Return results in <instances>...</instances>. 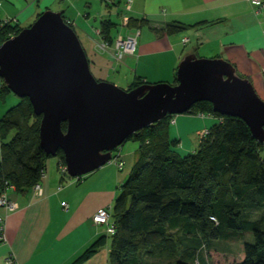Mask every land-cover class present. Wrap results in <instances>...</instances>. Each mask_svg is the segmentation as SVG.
Returning a JSON list of instances; mask_svg holds the SVG:
<instances>
[{
	"label": "trees",
	"instance_id": "obj_1",
	"mask_svg": "<svg viewBox=\"0 0 264 264\" xmlns=\"http://www.w3.org/2000/svg\"><path fill=\"white\" fill-rule=\"evenodd\" d=\"M141 23L130 12L128 27H121L130 32ZM117 27L112 20H103L100 36L112 42ZM22 29L19 22L4 27L0 44ZM184 29L170 23L160 31L175 34ZM2 82L0 97L5 101L12 91ZM143 84L147 82L138 77L129 89ZM185 114H211L218 122L206 129L209 134L201 137L200 148L187 155L179 152L180 140L170 134L176 115L141 130L123 144L134 139L139 148L112 208L116 233L95 242L79 262L110 239V264H151L144 261L145 254L174 264H220L215 258L224 256L232 258L228 264H264V214L257 220L248 216L250 211H264V144L254 138L243 119L214 112L210 102H199ZM41 120L28 98H21L0 118V194L10 185L15 186V193L27 192L47 173L53 156L40 146ZM62 128L66 131L67 123ZM56 157L65 179H84L64 171L63 152ZM249 233L254 243L243 240L237 254L213 245ZM203 248H207L208 263L201 256Z\"/></svg>",
	"mask_w": 264,
	"mask_h": 264
},
{
	"label": "crops",
	"instance_id": "obj_2",
	"mask_svg": "<svg viewBox=\"0 0 264 264\" xmlns=\"http://www.w3.org/2000/svg\"><path fill=\"white\" fill-rule=\"evenodd\" d=\"M2 1L0 19L16 18L20 25L57 6L56 10L64 13L91 48L88 52L84 47L92 60L91 67L99 66L104 76L109 71H121L128 87L138 77L147 83L174 84L180 62L195 53L198 57L229 61L237 72L264 91V16L249 0H134L131 16L142 21L141 35L138 52L126 56L123 64L114 63L97 47L102 22L94 23L90 13L81 9L91 8L93 0ZM100 1L107 6V18L103 20L118 24L112 35L128 34V28L120 27L126 0ZM62 5L71 7L70 15L65 14ZM170 23L186 29L175 34L160 31ZM184 39L189 41L184 43ZM175 121L170 128L171 137L180 140L178 149L192 153L203 143L200 132L216 124L218 118L211 114H181ZM138 148L136 141L121 146L113 155L123 159V169L110 162L81 182L65 179L59 160L50 159L40 187L24 193L12 192L11 195L17 194L14 201L18 206L12 212L0 207L7 237L6 241L0 240V264H108L110 239L88 259L79 260L95 242L107 236V226L95 224L93 215L99 209L112 207L119 193L116 190L130 175ZM64 203L69 204L68 210ZM10 258L13 262L8 261Z\"/></svg>",
	"mask_w": 264,
	"mask_h": 264
},
{
	"label": "water",
	"instance_id": "obj_3",
	"mask_svg": "<svg viewBox=\"0 0 264 264\" xmlns=\"http://www.w3.org/2000/svg\"><path fill=\"white\" fill-rule=\"evenodd\" d=\"M0 77L42 117L40 146L53 157L63 152L72 178L102 168L132 136L202 101L216 113L243 119L264 144V101L229 61L192 53L178 65L177 84L122 89L95 77L80 37L62 12L44 11L0 45ZM11 197L16 200L17 194Z\"/></svg>",
	"mask_w": 264,
	"mask_h": 264
},
{
	"label": "built area",
	"instance_id": "obj_4",
	"mask_svg": "<svg viewBox=\"0 0 264 264\" xmlns=\"http://www.w3.org/2000/svg\"><path fill=\"white\" fill-rule=\"evenodd\" d=\"M259 12L263 13L264 16V1L263 0H249ZM134 4V0H126L124 4V13L122 15L123 18V27H128L130 21V12L132 11ZM3 5L2 0H0V8ZM17 23L16 18H6L0 22V33L2 32L3 28L6 26L14 25ZM100 34V33H99ZM141 35V30L139 27L132 29L128 34H118L112 42L104 40L101 36L100 39L97 41V47L99 50L104 53L108 54L112 61L116 64H123L125 61V57L128 55H136L138 52V40ZM13 37V36H12ZM189 39H184V43H187ZM1 45V44H0ZM3 79L0 77V88H2ZM175 122V120H173ZM209 134L208 130H204L200 133V136L203 138ZM111 162H113L119 168H123L125 162L120 157V155L113 156ZM64 171L67 173L66 166H64ZM68 174V173H67ZM46 177V173L43 175L42 178ZM35 188L40 187V183L34 186ZM61 189V188H60ZM15 190L14 185H10L7 191L0 194V207L5 208L8 212H12L17 209V203L11 197V191ZM64 209H69V204H63ZM5 217L0 216V240L6 241V232H5V225H4ZM93 222L97 225H106L107 226V234L114 235L116 233V224L112 217V207L109 208H102L99 209L93 215ZM9 262H13V259L10 258ZM110 264V263H108Z\"/></svg>",
	"mask_w": 264,
	"mask_h": 264
},
{
	"label": "rangeland",
	"instance_id": "obj_5",
	"mask_svg": "<svg viewBox=\"0 0 264 264\" xmlns=\"http://www.w3.org/2000/svg\"><path fill=\"white\" fill-rule=\"evenodd\" d=\"M92 3H93V5H92L91 8H89L87 6H84L82 8V6H81V9H82L83 13L84 12H89L90 13V15H91L92 20H93L94 23L100 24L103 19L107 18V16H104L105 10L107 9V6L104 3H102V1H100V0L99 1L93 0ZM55 7H57V6H53L50 10H52L54 12H58ZM62 7L66 11L65 14L66 15H70V13L72 11L71 7L70 6L65 7L63 5H62ZM1 9H2V6H1L0 10ZM94 19H96V20L94 21ZM31 21L32 22H28V23L22 24L23 29L24 28H27V27H30L36 21V19L35 20H31ZM120 27H121V25H120ZM80 39H81L84 47L89 52L90 49H91L89 47V45L86 42L83 41V38L82 37ZM201 57L202 58H208V57H205V56H201ZM93 60H94V63H95L96 62L95 61L96 59L94 58ZM95 65L92 64L91 70H92L93 74L95 75V77L98 80H100V81L106 80L108 82L114 83L115 85L119 86L122 89H129V87L127 86V82L123 78L124 75H125L124 73H121V71H119V73L110 72L109 71L104 76L103 75L104 73H102V70H100L99 66H95ZM238 74L241 77L246 78L244 76V74H242L239 71H238ZM120 77H122V78H120ZM254 87H255V89H256L259 97L264 101V91L262 90V88L260 86H255V85H254ZM20 101H21V98L18 97L13 92L8 93V96H7V98H6L5 101H3L1 99V97H0V116L4 115L9 108L17 105ZM178 116L179 115H176V117H178ZM132 142H134V139H131V141H129L127 143H128V145H130V144H132ZM179 151H180V153L182 155H187L190 152L188 150H181V148L179 149ZM51 159L58 160L57 157H52ZM86 176L87 175H85L83 177H86ZM116 191H119V189H117ZM114 204H115V202H114ZM114 204H112V208L114 207ZM263 214H264V211H258V212L257 211H250L248 213V216L251 219L257 220V219H260ZM243 240L244 241H247V242H251V243H254V241H255L253 235L251 233H249V234H245V235L238 236L236 238V240H234V241H214L213 242V245L215 247H217V248H221V249H224L226 251H231L232 253L237 254V253H239L240 243ZM201 256H202V258H203V260L205 262H207V263L209 262L208 259H207V248H203L202 249ZM217 258H215V260H216V262H218L220 264H228V263H231L232 262L231 261L232 258H230L231 259L230 260V259L226 258L225 256L224 257H217ZM144 261L145 262H148V263H151V264H174V261H170V260H166V259L153 258V257H150V255H147V254L144 255Z\"/></svg>",
	"mask_w": 264,
	"mask_h": 264
}]
</instances>
